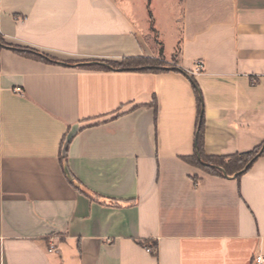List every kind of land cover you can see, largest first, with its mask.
Instances as JSON below:
<instances>
[{
  "label": "crops",
  "instance_id": "crops-1",
  "mask_svg": "<svg viewBox=\"0 0 264 264\" xmlns=\"http://www.w3.org/2000/svg\"><path fill=\"white\" fill-rule=\"evenodd\" d=\"M122 2L0 0V264H252L264 155L239 177L186 158L195 84L206 156L264 142V0H181L164 71L84 67L168 59Z\"/></svg>",
  "mask_w": 264,
  "mask_h": 264
},
{
  "label": "trees",
  "instance_id": "trees-1",
  "mask_svg": "<svg viewBox=\"0 0 264 264\" xmlns=\"http://www.w3.org/2000/svg\"><path fill=\"white\" fill-rule=\"evenodd\" d=\"M0 43L4 44L2 37L0 36ZM24 55L51 61V58L46 57L34 50H27L21 48H15ZM84 67L98 70L108 69H124V70H139V71H153L159 72L166 70V67L170 65L157 63L156 59L149 57H126L121 62H95L89 64H83ZM195 89L199 103V117L197 125V136H196V151L194 155L186 158L191 164H194L201 169L216 175H234L243 170L247 164L252 160L264 155V142L254 148L251 151L234 154L230 156H206L204 153V132H205V115L202 109V103L199 96L197 85ZM250 165L247 169H249ZM238 177L240 174L237 175ZM140 243L146 247L154 246L155 244L150 243L148 240L140 241ZM152 244V245H151Z\"/></svg>",
  "mask_w": 264,
  "mask_h": 264
},
{
  "label": "rangeland",
  "instance_id": "rangeland-1",
  "mask_svg": "<svg viewBox=\"0 0 264 264\" xmlns=\"http://www.w3.org/2000/svg\"><path fill=\"white\" fill-rule=\"evenodd\" d=\"M123 5L135 10L137 21L150 28L147 40L162 52L168 59L159 56L157 63L175 66L177 55L171 57L175 44L180 39L181 0H121Z\"/></svg>",
  "mask_w": 264,
  "mask_h": 264
},
{
  "label": "built area",
  "instance_id": "built-area-1",
  "mask_svg": "<svg viewBox=\"0 0 264 264\" xmlns=\"http://www.w3.org/2000/svg\"><path fill=\"white\" fill-rule=\"evenodd\" d=\"M204 64L202 61H197L195 63V71L200 72L203 70ZM252 264H264V254L262 253H257L252 261Z\"/></svg>",
  "mask_w": 264,
  "mask_h": 264
},
{
  "label": "water",
  "instance_id": "water-1",
  "mask_svg": "<svg viewBox=\"0 0 264 264\" xmlns=\"http://www.w3.org/2000/svg\"><path fill=\"white\" fill-rule=\"evenodd\" d=\"M263 149H264V147L261 149V151H263ZM254 160H255V159H252V160L247 164V166H246L243 170H241L240 172H238L237 174H235V176H237L238 174H241V173H243L244 171H246L247 168H248V166L251 165V163H252Z\"/></svg>",
  "mask_w": 264,
  "mask_h": 264
}]
</instances>
